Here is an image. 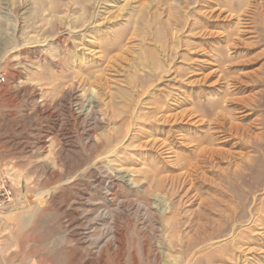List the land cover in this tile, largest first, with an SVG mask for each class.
Returning <instances> with one entry per match:
<instances>
[{
	"label": "rangeland",
	"instance_id": "rangeland-1",
	"mask_svg": "<svg viewBox=\"0 0 264 264\" xmlns=\"http://www.w3.org/2000/svg\"><path fill=\"white\" fill-rule=\"evenodd\" d=\"M0 68L29 252L264 264V0H0Z\"/></svg>",
	"mask_w": 264,
	"mask_h": 264
},
{
	"label": "crops",
	"instance_id": "crops-1",
	"mask_svg": "<svg viewBox=\"0 0 264 264\" xmlns=\"http://www.w3.org/2000/svg\"><path fill=\"white\" fill-rule=\"evenodd\" d=\"M6 213L0 214V264H55L29 252L20 226H14L17 216Z\"/></svg>",
	"mask_w": 264,
	"mask_h": 264
},
{
	"label": "built area",
	"instance_id": "built-area-1",
	"mask_svg": "<svg viewBox=\"0 0 264 264\" xmlns=\"http://www.w3.org/2000/svg\"><path fill=\"white\" fill-rule=\"evenodd\" d=\"M8 83L7 74L0 68V87ZM16 203L14 190L7 183L4 172L0 166V214L13 209Z\"/></svg>",
	"mask_w": 264,
	"mask_h": 264
},
{
	"label": "bare ground",
	"instance_id": "bare-ground-1",
	"mask_svg": "<svg viewBox=\"0 0 264 264\" xmlns=\"http://www.w3.org/2000/svg\"><path fill=\"white\" fill-rule=\"evenodd\" d=\"M209 15V14H208ZM210 27V26H209ZM209 41V40H208ZM169 42V41H168ZM175 47V46H174ZM173 49V48H172ZM196 49V48H195ZM170 62V61H169ZM230 103V102H229ZM192 118V117H191ZM226 119V118H225ZM239 128V127H238ZM197 152V151H196Z\"/></svg>",
	"mask_w": 264,
	"mask_h": 264
}]
</instances>
